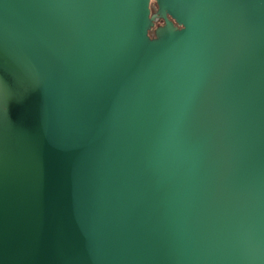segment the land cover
<instances>
[{
	"label": "water",
	"instance_id": "water-1",
	"mask_svg": "<svg viewBox=\"0 0 264 264\" xmlns=\"http://www.w3.org/2000/svg\"><path fill=\"white\" fill-rule=\"evenodd\" d=\"M0 264H264V0H0Z\"/></svg>",
	"mask_w": 264,
	"mask_h": 264
},
{
	"label": "rangeland",
	"instance_id": "rangeland-1",
	"mask_svg": "<svg viewBox=\"0 0 264 264\" xmlns=\"http://www.w3.org/2000/svg\"><path fill=\"white\" fill-rule=\"evenodd\" d=\"M159 23H161V21H159Z\"/></svg>",
	"mask_w": 264,
	"mask_h": 264
}]
</instances>
